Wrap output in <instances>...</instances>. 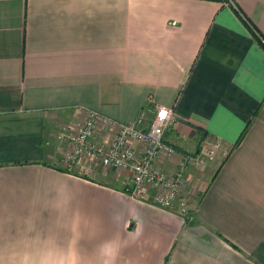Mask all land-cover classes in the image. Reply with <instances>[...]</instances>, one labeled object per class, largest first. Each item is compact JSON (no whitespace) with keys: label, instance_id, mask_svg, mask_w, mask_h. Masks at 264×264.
Here are the masks:
<instances>
[{"label":"crops","instance_id":"crops-1","mask_svg":"<svg viewBox=\"0 0 264 264\" xmlns=\"http://www.w3.org/2000/svg\"><path fill=\"white\" fill-rule=\"evenodd\" d=\"M159 106L167 143L228 152L190 169L186 217L61 137ZM0 264H264V0H0Z\"/></svg>","mask_w":264,"mask_h":264},{"label":"built area","instance_id":"built-area-1","mask_svg":"<svg viewBox=\"0 0 264 264\" xmlns=\"http://www.w3.org/2000/svg\"><path fill=\"white\" fill-rule=\"evenodd\" d=\"M161 113L164 115L161 116ZM173 118L172 109L165 106L157 107L149 121L142 113L135 122L120 124L89 111L77 131L63 133L61 137L70 140L74 147L68 152V160L82 162L83 170L96 163L103 167L127 170L130 177L125 188L126 194L141 198L145 189L153 187L156 189L152 199L154 205L186 217L188 208L181 193L190 169L202 168L218 155L226 157L228 152L220 140L206 137L195 151L178 150L164 139ZM99 122L106 128L116 129L110 140L98 139ZM162 160L172 162V169L167 172L159 169L157 164Z\"/></svg>","mask_w":264,"mask_h":264},{"label":"rangeland","instance_id":"rangeland-1","mask_svg":"<svg viewBox=\"0 0 264 264\" xmlns=\"http://www.w3.org/2000/svg\"><path fill=\"white\" fill-rule=\"evenodd\" d=\"M86 118V117H85ZM84 118V119H85ZM83 119V120H84ZM83 122V121H82ZM185 127H186V129H194L195 131H196V136H199L200 134H199V130H198V128H196V127H192V126H188L187 124H185ZM80 128V126L78 127V129ZM78 129H76V131L78 130ZM174 132H176L175 130H174ZM64 137V136H63ZM65 139V138H64ZM64 139H63V143L65 144V148H66V150H67V152H71V150H73L74 149V147H73V145L70 143V140H66L65 139V141H64ZM68 156H69V154H68ZM96 165H98V166H101V167H103L102 165H100V164H98V163H96ZM207 166V165H206ZM205 166V167H206ZM204 167V169L202 170V172L200 173V179H201V183L202 182H204L205 181V179H207L210 175H211V173L212 172H214L215 173V171L217 170V167H218V165H217V161L216 162H214V163H212V166H210L209 165V167H206L205 168ZM110 169L112 168V167H109ZM113 169H117V176H119V178H122V177H124V176H126V170H124V169H118V168H113ZM201 183L200 184H195L194 183V186L195 187H193L192 189L194 190V192H197V188H199L200 187V185H201ZM204 185V184H203ZM197 194H198V192H197Z\"/></svg>","mask_w":264,"mask_h":264},{"label":"trees","instance_id":"trees-1","mask_svg":"<svg viewBox=\"0 0 264 264\" xmlns=\"http://www.w3.org/2000/svg\"><path fill=\"white\" fill-rule=\"evenodd\" d=\"M147 121H148V120H147ZM198 130H199V129H198ZM199 131H200V130H199ZM199 134H200V135H199V141L201 142V141L205 138L206 134L203 133L202 131H200ZM242 135H243V134L240 135V138H241ZM200 142H199V143H200ZM70 164H75V163L70 161ZM125 188H126V187H125ZM124 191H125V189H124Z\"/></svg>","mask_w":264,"mask_h":264},{"label":"snow or ice","instance_id":"snow-or-ice-1","mask_svg":"<svg viewBox=\"0 0 264 264\" xmlns=\"http://www.w3.org/2000/svg\"><path fill=\"white\" fill-rule=\"evenodd\" d=\"M164 115V113H161V116H163Z\"/></svg>","mask_w":264,"mask_h":264}]
</instances>
